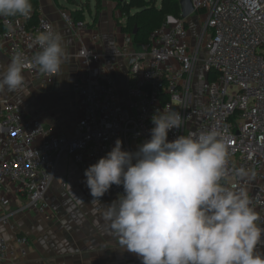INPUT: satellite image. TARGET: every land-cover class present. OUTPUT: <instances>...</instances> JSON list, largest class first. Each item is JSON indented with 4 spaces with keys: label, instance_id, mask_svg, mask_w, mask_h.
Segmentation results:
<instances>
[{
    "label": "built area",
    "instance_id": "1",
    "mask_svg": "<svg viewBox=\"0 0 264 264\" xmlns=\"http://www.w3.org/2000/svg\"><path fill=\"white\" fill-rule=\"evenodd\" d=\"M192 3L203 23L195 44L185 20L173 16L139 48L124 34V43L114 53L127 65L123 89L106 64V54L96 46L98 33L91 34L94 44H84L88 25L62 14L81 44L80 72L73 85L80 117L68 137L27 114L0 91V206L25 199L23 206L0 216L1 224H8L20 211H47V196L64 154L84 176L117 139L122 150L136 152L150 139L152 116L172 109L184 120L181 129L168 133L169 142L213 127L228 137L224 181L248 191L261 217L258 223L264 226V0ZM40 13L38 23L30 28L27 17L3 19L0 49L7 56L21 52L30 60L41 50L34 36L53 24L41 8ZM25 70L37 89L51 90L56 85L58 73H42L34 64ZM30 151L34 155L26 156ZM239 169L248 175L239 176ZM116 187L123 194V187ZM17 242L18 248L12 249L0 233V264L26 257L31 239L19 236Z\"/></svg>",
    "mask_w": 264,
    "mask_h": 264
},
{
    "label": "clouds",
    "instance_id": "2",
    "mask_svg": "<svg viewBox=\"0 0 264 264\" xmlns=\"http://www.w3.org/2000/svg\"><path fill=\"white\" fill-rule=\"evenodd\" d=\"M33 10L32 0H0L3 18L30 17ZM34 41L41 50L33 58L17 52L0 67V91L24 89L23 72L30 64L45 74L61 72L67 56L62 34L50 26ZM183 120L179 111H157L150 139L136 152L122 150L117 139L84 172L91 203L141 264H264V227L253 200L245 188L224 181L228 137L213 127L169 142L168 133L181 129ZM237 174L248 175L244 169ZM113 185L122 186L123 194L101 204Z\"/></svg>",
    "mask_w": 264,
    "mask_h": 264
},
{
    "label": "crops",
    "instance_id": "3",
    "mask_svg": "<svg viewBox=\"0 0 264 264\" xmlns=\"http://www.w3.org/2000/svg\"><path fill=\"white\" fill-rule=\"evenodd\" d=\"M40 3L42 15L46 16L62 34L66 45L65 63L56 79L59 89L55 91V86L51 90L33 87L29 73L24 70L26 87L14 93L5 91L4 95L12 99L30 116L45 125H53L60 134L71 137L80 117L78 98V109H66L67 106L63 104V101L58 108L50 102V98L51 96L63 97V92H66L69 86L73 90L78 76V67L80 69L77 52L81 44L62 17L65 13L62 8H58L54 0H40ZM58 5L62 6L61 3ZM103 6L105 8V5ZM96 15L94 12L92 23L85 21L88 26L84 32L83 43L94 44L91 34L98 33L99 42L96 46H100L106 54V64L123 89L126 86L127 65L125 61L114 57V53L116 48L124 43L121 25L125 24L126 20L120 19V15L121 25L119 22L116 24L113 21V14L107 10L101 14L98 13V18ZM10 60L11 58L0 49V67L6 68ZM35 90L42 93L44 97L36 98ZM46 104L49 105V109H39V106ZM85 179L79 166L67 154H64L47 196L49 206L47 211L44 213L20 211L11 217L8 224L0 223V233L12 249L18 248L19 236H27L32 241L26 257H18L8 264H141L137 255L122 248L118 236L110 230L96 206L91 203L93 197L86 186ZM118 195L122 194L113 185L100 198V203L110 204L117 199ZM24 201L23 197H19L5 208L0 206V216L4 212L17 210L24 205ZM260 251L264 252V246H261Z\"/></svg>",
    "mask_w": 264,
    "mask_h": 264
},
{
    "label": "trees",
    "instance_id": "4",
    "mask_svg": "<svg viewBox=\"0 0 264 264\" xmlns=\"http://www.w3.org/2000/svg\"><path fill=\"white\" fill-rule=\"evenodd\" d=\"M97 1V11L101 10L102 0ZM34 10L30 17L26 18L28 28L35 26L41 16L40 0H32ZM120 19H125V24L119 22L123 34L130 35L134 46L139 48L149 42V37L153 31L158 29L162 23L170 16L181 19L180 0H161L160 6L155 1L150 0H127L118 3ZM19 16L10 18L18 19ZM77 20V14H75ZM3 17H0V33L5 30ZM186 23V22H185ZM188 26V23H186Z\"/></svg>",
    "mask_w": 264,
    "mask_h": 264
},
{
    "label": "rangeland",
    "instance_id": "5",
    "mask_svg": "<svg viewBox=\"0 0 264 264\" xmlns=\"http://www.w3.org/2000/svg\"><path fill=\"white\" fill-rule=\"evenodd\" d=\"M127 0H103V4L101 6L100 12L97 11V1L96 0H54L55 4L58 6V8H62L63 12H66L68 14H71L74 18L75 21H82V22H87V23H92V15L94 14H101L103 11L107 10L110 11L111 14H113V21L118 24L120 22L119 16H120V10L118 8V3L119 2H124ZM150 1H155L157 3V6H160L161 0H150ZM61 3L62 6H59L58 4ZM105 5V8L104 6ZM75 14H77V20L75 18ZM96 17L98 18V16ZM201 17L199 14H193L188 19L185 21L188 23L190 30L192 32L193 36V44L196 43L197 38L202 31V26L203 23L200 21ZM85 22V23H86ZM112 25V20L110 21ZM71 71H69L70 73ZM79 67L77 71V75H79ZM72 74V73H71ZM72 76V75H71ZM71 79V78H70ZM68 88V86H67ZM36 91V92H35ZM34 93L38 97H44L42 93H39V91L35 90ZM50 98V102L53 103V105L59 108L61 106V102L63 101V104L67 106L66 109H78L77 106V96L73 93V90L69 88L67 89L66 92H63V97H53ZM39 99V98H38ZM38 104H40L38 102ZM41 105V104H40ZM39 109H49V105H42L41 107L39 106ZM18 243V242H17Z\"/></svg>",
    "mask_w": 264,
    "mask_h": 264
},
{
    "label": "water",
    "instance_id": "6",
    "mask_svg": "<svg viewBox=\"0 0 264 264\" xmlns=\"http://www.w3.org/2000/svg\"><path fill=\"white\" fill-rule=\"evenodd\" d=\"M180 6H181V18L183 20H187L188 17L193 15L195 13V9L192 3V0H180ZM59 85H55V91H58Z\"/></svg>",
    "mask_w": 264,
    "mask_h": 264
}]
</instances>
